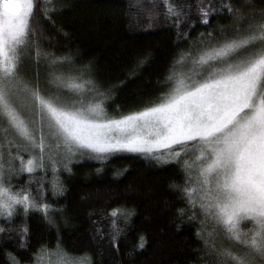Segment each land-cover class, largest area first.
<instances>
[{
	"label": "snow or ice",
	"instance_id": "obj_1",
	"mask_svg": "<svg viewBox=\"0 0 264 264\" xmlns=\"http://www.w3.org/2000/svg\"><path fill=\"white\" fill-rule=\"evenodd\" d=\"M129 8L149 28L170 21L178 41L191 38L197 21L210 25L216 16L231 18L233 31L228 35L221 26L225 35L217 38L213 25L199 33L195 55L181 50L173 57L156 97L134 111L110 116L105 93L85 79L88 66L73 68L71 56H55L41 47L39 17L50 19L62 10L56 0H0V233L10 230L5 225L10 226L18 208L25 214L41 210L47 219L51 207L37 202L29 188H14V176L33 174L46 160L53 172L61 160L71 171L68 163L77 155L103 162L124 150L157 164L182 165L184 184L172 186L186 205L176 210L177 218L199 220L196 236L203 241L192 264H264V8L240 14L233 0L187 5L130 0ZM41 59L59 69L49 73L54 91L42 88L39 72L33 77L26 68L31 62L39 68ZM150 62L151 54L145 53L137 66ZM53 189L61 190L58 182ZM132 214L123 206L107 213L109 239L117 251L122 231L118 221L126 226ZM242 222L252 227L242 230ZM17 231L23 242L28 228L18 226ZM221 234L228 245L216 243ZM146 243L139 235L133 251L143 250ZM49 251L41 246L33 264H41ZM56 252L61 264H91L86 256L76 257L59 245ZM6 255L9 264H20L11 253Z\"/></svg>",
	"mask_w": 264,
	"mask_h": 264
},
{
	"label": "trees",
	"instance_id": "obj_2",
	"mask_svg": "<svg viewBox=\"0 0 264 264\" xmlns=\"http://www.w3.org/2000/svg\"><path fill=\"white\" fill-rule=\"evenodd\" d=\"M176 2L187 5L195 4L196 0ZM233 2L238 3L240 14L249 13L253 7L264 8V0ZM56 3L62 10L50 19L43 14L39 17L36 34L41 47L55 56H71L73 68L88 66L85 79H92L97 89L105 93L104 106L110 116L134 111L156 97L173 57L181 50H191L195 55L200 46L199 33H207L213 25L217 38L225 35L221 26L228 29V35L233 31L231 18L216 16L210 25L197 21L190 29L191 38L178 41L170 21L161 20L150 28L146 21L137 22L130 14L135 11L129 8L130 0H56ZM196 19L193 15V20ZM145 53L151 54V62L137 66ZM68 67L64 65L65 70ZM26 68L33 77L39 72L42 88L50 85L49 73L59 70L44 59L39 68L34 62L26 64ZM22 155L27 159L26 153ZM65 162L59 161L53 172L46 160L43 169L12 178L14 188H29L37 202L51 207L47 219L41 210L29 209L25 214L18 208L10 226L5 225L10 230L0 233V264H9L7 253L14 255L20 264H33V254L41 246L51 253L57 245L76 257L86 256L91 264H192L197 260L195 250L203 246L196 236V229L201 227L199 220L188 222L177 218L176 210L186 206L179 189L172 187L184 184L185 174L180 165L157 164L131 153L115 154L103 162L77 155L68 163L71 171L65 170ZM55 182L59 183L60 191H54ZM117 206L133 213L126 226L118 221L122 228L117 237L118 251L109 239L112 229L107 215ZM3 224L0 218V225ZM18 226L28 228L23 242ZM141 234L146 246L133 251ZM221 242L228 245L222 237H216V243Z\"/></svg>",
	"mask_w": 264,
	"mask_h": 264
},
{
	"label": "rangeland",
	"instance_id": "obj_3",
	"mask_svg": "<svg viewBox=\"0 0 264 264\" xmlns=\"http://www.w3.org/2000/svg\"><path fill=\"white\" fill-rule=\"evenodd\" d=\"M48 79L49 80L51 79L50 75H48ZM54 87L56 89V85L55 84H50L48 87H46V89H51V90L54 91L55 90ZM120 153H131V154H139V155H141L140 153H133V152H128V151H124V150H121V151H118V152H114L112 155L120 154ZM112 155H110V156H112ZM186 158L187 159H192L191 157L181 156V160H184ZM174 163H176V162H174ZM177 164L180 165L181 168H182V165L180 163H177ZM192 179L195 180V170H193ZM251 227H252L251 223H249V222H242V230H245L246 231V230H248ZM218 236L222 237V234L221 235H218ZM218 236H217V238H218ZM225 241L229 244V242L227 240H225ZM61 261H62L61 255L58 252L55 251V252H51V253L45 254L44 259L41 262V264H61Z\"/></svg>",
	"mask_w": 264,
	"mask_h": 264
}]
</instances>
